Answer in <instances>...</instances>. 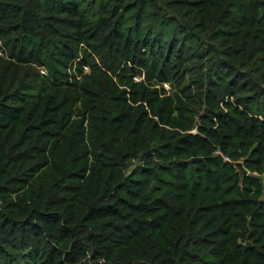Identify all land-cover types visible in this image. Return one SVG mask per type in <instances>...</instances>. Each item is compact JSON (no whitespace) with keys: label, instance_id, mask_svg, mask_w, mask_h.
<instances>
[{"label":"trees","instance_id":"1","mask_svg":"<svg viewBox=\"0 0 264 264\" xmlns=\"http://www.w3.org/2000/svg\"><path fill=\"white\" fill-rule=\"evenodd\" d=\"M0 264H264V0H0Z\"/></svg>","mask_w":264,"mask_h":264},{"label":"water","instance_id":"2","mask_svg":"<svg viewBox=\"0 0 264 264\" xmlns=\"http://www.w3.org/2000/svg\"><path fill=\"white\" fill-rule=\"evenodd\" d=\"M215 154H216V153H215ZM239 166H240V169H241V173H242V175L247 174V170H246L243 166H241L240 164H239Z\"/></svg>","mask_w":264,"mask_h":264},{"label":"rangeland","instance_id":"3","mask_svg":"<svg viewBox=\"0 0 264 264\" xmlns=\"http://www.w3.org/2000/svg\"><path fill=\"white\" fill-rule=\"evenodd\" d=\"M165 87H166V88L168 87V84H167V83H165ZM240 165H241V164H240ZM236 166L238 167L239 171H241L240 166H239L238 163H236ZM241 166H242V165H241Z\"/></svg>","mask_w":264,"mask_h":264}]
</instances>
